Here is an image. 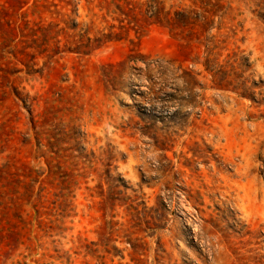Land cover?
I'll list each match as a JSON object with an SVG mask.
<instances>
[{"label": "rangeland", "instance_id": "1", "mask_svg": "<svg viewBox=\"0 0 264 264\" xmlns=\"http://www.w3.org/2000/svg\"><path fill=\"white\" fill-rule=\"evenodd\" d=\"M0 264H264V0H0Z\"/></svg>", "mask_w": 264, "mask_h": 264}, {"label": "trees", "instance_id": "2", "mask_svg": "<svg viewBox=\"0 0 264 264\" xmlns=\"http://www.w3.org/2000/svg\"><path fill=\"white\" fill-rule=\"evenodd\" d=\"M119 11V9H118ZM178 14L181 16V13H176V18L173 20V23H175V25H177L179 23V18H177ZM179 16V17H180ZM170 20L168 19V22ZM99 36L98 37H93L90 38L86 35L81 36V39H84V41H82V43L80 44V50L81 53H85V52H89L90 50H92V47L96 48L97 46H99L100 44H105L108 42H112L114 40H117V33L115 32H110V33H98ZM119 34V33H118Z\"/></svg>", "mask_w": 264, "mask_h": 264}]
</instances>
